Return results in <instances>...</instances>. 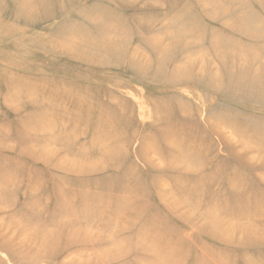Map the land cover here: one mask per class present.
Wrapping results in <instances>:
<instances>
[{
	"label": "rangeland",
	"instance_id": "rangeland-1",
	"mask_svg": "<svg viewBox=\"0 0 264 264\" xmlns=\"http://www.w3.org/2000/svg\"><path fill=\"white\" fill-rule=\"evenodd\" d=\"M0 264H264V0H0Z\"/></svg>",
	"mask_w": 264,
	"mask_h": 264
},
{
	"label": "bare ground",
	"instance_id": "bare-ground-1",
	"mask_svg": "<svg viewBox=\"0 0 264 264\" xmlns=\"http://www.w3.org/2000/svg\"><path fill=\"white\" fill-rule=\"evenodd\" d=\"M171 161V160H170ZM191 173V172H190ZM196 174V173H195ZM203 175V174H202ZM208 174H206V176H207ZM193 176H195V175H193ZM197 176V175H196ZM189 177H190V175H189ZM198 177V176H197ZM191 178V177H190ZM197 182V181H196ZM179 202V201H178ZM182 207V206H181ZM180 208V207H179ZM78 228V227H77ZM77 228H76V230H77ZM188 236V235H187Z\"/></svg>",
	"mask_w": 264,
	"mask_h": 264
}]
</instances>
